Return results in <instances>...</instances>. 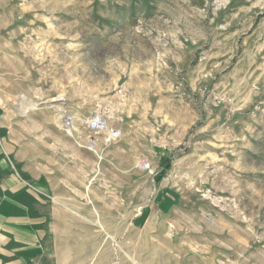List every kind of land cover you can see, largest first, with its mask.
Here are the masks:
<instances>
[{"label":"rangeland","instance_id":"374dc122","mask_svg":"<svg viewBox=\"0 0 264 264\" xmlns=\"http://www.w3.org/2000/svg\"><path fill=\"white\" fill-rule=\"evenodd\" d=\"M26 13L81 57L20 107L60 109L83 133L80 170L52 173L56 264H264V0H34ZM95 114L118 142L86 129Z\"/></svg>","mask_w":264,"mask_h":264},{"label":"crops","instance_id":"0c3cea01","mask_svg":"<svg viewBox=\"0 0 264 264\" xmlns=\"http://www.w3.org/2000/svg\"><path fill=\"white\" fill-rule=\"evenodd\" d=\"M33 1L0 0V264H56L52 173L56 165L64 171L81 166L83 133L50 130L60 127L55 117L20 113L37 81L81 69L75 39L52 34L57 22L26 17ZM32 122L44 125L34 130L27 126ZM67 150L72 164L65 162Z\"/></svg>","mask_w":264,"mask_h":264},{"label":"built area","instance_id":"2783aa9c","mask_svg":"<svg viewBox=\"0 0 264 264\" xmlns=\"http://www.w3.org/2000/svg\"><path fill=\"white\" fill-rule=\"evenodd\" d=\"M57 115V120L60 122L63 128L68 130V132L77 131L74 119L71 116L67 115L60 109L57 110ZM85 125L86 129L90 133L98 135L101 142L105 145L114 144L118 142L121 137L120 129L111 127L108 124L107 117L104 115L95 114L93 117L85 121Z\"/></svg>","mask_w":264,"mask_h":264},{"label":"bare ground","instance_id":"6f19581e","mask_svg":"<svg viewBox=\"0 0 264 264\" xmlns=\"http://www.w3.org/2000/svg\"><path fill=\"white\" fill-rule=\"evenodd\" d=\"M26 103H28V100H25Z\"/></svg>","mask_w":264,"mask_h":264}]
</instances>
